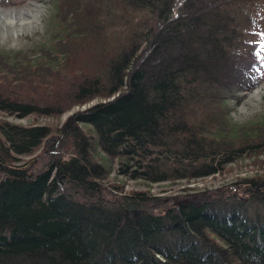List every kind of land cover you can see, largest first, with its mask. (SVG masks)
<instances>
[{
	"label": "trees",
	"instance_id": "16d2710c",
	"mask_svg": "<svg viewBox=\"0 0 264 264\" xmlns=\"http://www.w3.org/2000/svg\"><path fill=\"white\" fill-rule=\"evenodd\" d=\"M50 11L32 55L0 53V115L97 102L59 127L0 119V264H264V175L236 182L246 201L229 186L165 203L110 180L203 179L264 151V120L241 139L225 124L228 101L264 74V0Z\"/></svg>",
	"mask_w": 264,
	"mask_h": 264
},
{
	"label": "rangeland",
	"instance_id": "374dc122",
	"mask_svg": "<svg viewBox=\"0 0 264 264\" xmlns=\"http://www.w3.org/2000/svg\"><path fill=\"white\" fill-rule=\"evenodd\" d=\"M8 1L9 3L3 0L0 1V53L24 52L32 55L34 50L41 47L46 41L44 21L51 12L52 0ZM7 20L11 22L10 25L6 24ZM248 87L236 94L234 99L228 101L229 109L228 114L225 116V124L228 125L232 134H236L237 139H241L240 137L244 136L243 132H248L247 129H250L252 125L264 120V74L253 73ZM95 102L97 101H91L89 104L80 107H72L57 118L52 116H26L20 118L16 115L4 117L0 115V119L23 127L37 125L59 127L72 113L80 111V109ZM254 151V149L246 148L240 158L231 164L224 165L223 171L203 179L148 184L141 180L125 179L112 171L110 180L112 182L121 181L124 193H127V191H147L159 198V201L165 203H168L171 198L184 193L193 194L194 192H203V190L212 192L218 188L228 189L229 186L232 195L246 201L247 199L243 196L244 187L236 182L247 177L264 175V151H258L252 155ZM182 189L189 190L184 192Z\"/></svg>",
	"mask_w": 264,
	"mask_h": 264
},
{
	"label": "snow or ice",
	"instance_id": "6c2138e0",
	"mask_svg": "<svg viewBox=\"0 0 264 264\" xmlns=\"http://www.w3.org/2000/svg\"><path fill=\"white\" fill-rule=\"evenodd\" d=\"M258 35H260L262 37V39L260 41V47L257 50V52L255 53V55H257L259 57V56H261V53H264V33H258ZM262 62H264V60H262Z\"/></svg>",
	"mask_w": 264,
	"mask_h": 264
},
{
	"label": "bare ground",
	"instance_id": "6f19581e",
	"mask_svg": "<svg viewBox=\"0 0 264 264\" xmlns=\"http://www.w3.org/2000/svg\"><path fill=\"white\" fill-rule=\"evenodd\" d=\"M19 20H20V19H19ZM6 24H7V25H10V24H11V22L7 20V21H6Z\"/></svg>",
	"mask_w": 264,
	"mask_h": 264
}]
</instances>
